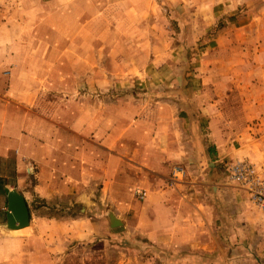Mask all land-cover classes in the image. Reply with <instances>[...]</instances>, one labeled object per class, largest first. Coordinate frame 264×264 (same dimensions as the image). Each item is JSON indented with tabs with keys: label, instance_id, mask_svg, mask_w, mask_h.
<instances>
[{
	"label": "rangeland",
	"instance_id": "374dc122",
	"mask_svg": "<svg viewBox=\"0 0 264 264\" xmlns=\"http://www.w3.org/2000/svg\"><path fill=\"white\" fill-rule=\"evenodd\" d=\"M0 49L35 60L28 70L0 63L5 97L16 78L40 101L62 96V108L70 96L76 111L93 102L101 127L169 121L190 144L219 146L216 175L247 194L254 231L231 239L234 206L222 193L220 240L206 255L142 242L128 248L133 264H264V208L253 197L264 192V0H0ZM238 162L253 167L250 183L230 174ZM186 172L175 164L169 179Z\"/></svg>",
	"mask_w": 264,
	"mask_h": 264
},
{
	"label": "crops",
	"instance_id": "0c3cea01",
	"mask_svg": "<svg viewBox=\"0 0 264 264\" xmlns=\"http://www.w3.org/2000/svg\"><path fill=\"white\" fill-rule=\"evenodd\" d=\"M0 51V63L22 70L35 63L23 52ZM20 86L15 78L6 90L14 97L0 88V264H133L128 248L142 242L206 255L220 240L213 200L222 193L234 206L231 239L254 231L247 194L216 175L217 144L192 145L169 121L101 127L93 102L76 111L70 96L62 108V96L40 101ZM175 164L187 171L181 181L169 179ZM6 188L26 202L22 227H6ZM109 212L121 217V229H110Z\"/></svg>",
	"mask_w": 264,
	"mask_h": 264
},
{
	"label": "water",
	"instance_id": "95a60500",
	"mask_svg": "<svg viewBox=\"0 0 264 264\" xmlns=\"http://www.w3.org/2000/svg\"><path fill=\"white\" fill-rule=\"evenodd\" d=\"M5 192L7 196L6 227H22L24 224L26 225L29 221V212L24 198L15 190H9L6 188ZM119 225L120 224L111 226Z\"/></svg>",
	"mask_w": 264,
	"mask_h": 264
},
{
	"label": "built area",
	"instance_id": "2783aa9c",
	"mask_svg": "<svg viewBox=\"0 0 264 264\" xmlns=\"http://www.w3.org/2000/svg\"><path fill=\"white\" fill-rule=\"evenodd\" d=\"M230 169H231L230 174L232 175V177L234 176V178L238 179L242 183H246V182L250 183V177L254 173V169L249 163L244 164L238 162L236 164L231 165ZM177 172H179V170H177ZM248 175L251 176L247 180H243V178H245ZM253 197L256 199L257 203H259L261 207L264 208V192H256L254 193Z\"/></svg>",
	"mask_w": 264,
	"mask_h": 264
},
{
	"label": "bare ground",
	"instance_id": "6f19581e",
	"mask_svg": "<svg viewBox=\"0 0 264 264\" xmlns=\"http://www.w3.org/2000/svg\"><path fill=\"white\" fill-rule=\"evenodd\" d=\"M109 215H110V224L111 225H118V224H121L122 221L119 219L118 220V217L114 214H112V212H109Z\"/></svg>",
	"mask_w": 264,
	"mask_h": 264
}]
</instances>
